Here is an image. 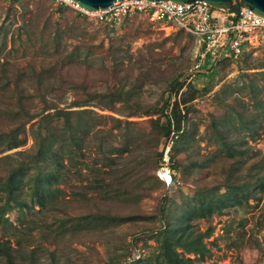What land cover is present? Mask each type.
I'll return each instance as SVG.
<instances>
[{"label":"rangeland","instance_id":"1","mask_svg":"<svg viewBox=\"0 0 264 264\" xmlns=\"http://www.w3.org/2000/svg\"><path fill=\"white\" fill-rule=\"evenodd\" d=\"M196 49L188 31L138 15L108 25L54 0H0V129L23 119L15 86L32 112L44 94L58 107L89 108L94 116L78 141L83 155L49 185V204L7 212L16 263L163 264L164 230L199 233L207 249L202 258L172 244L194 264H264V191L240 206L199 210V198L209 197L204 189L229 193L219 185L232 161L220 154L221 134L264 154V45L189 79L196 90L169 151L178 161L174 182L166 186L155 174L170 142L160 135L166 122L159 108L171 80L185 78ZM116 89L122 97L111 95ZM94 91L108 94L106 101H81ZM34 119L25 122L23 144L0 147V156L18 159L17 150L33 149ZM101 152L112 155L106 165L96 163ZM12 161L0 160V172Z\"/></svg>","mask_w":264,"mask_h":264},{"label":"trees","instance_id":"2","mask_svg":"<svg viewBox=\"0 0 264 264\" xmlns=\"http://www.w3.org/2000/svg\"><path fill=\"white\" fill-rule=\"evenodd\" d=\"M223 58H228V56ZM216 62H209L206 69L212 71ZM184 77L181 79L175 77L171 80L167 98L159 108L160 115L164 117L166 122V125L160 128V135L170 139L168 160L171 169L174 171L172 182L175 179V168L178 166V161L169 151L175 145L177 140L175 137L181 132L182 122L187 111L185 103L194 97L196 90L188 82L187 76L184 75ZM15 88L18 91L17 111L21 113L23 119L5 129H0V147L10 149L23 144L25 141V122L35 118L34 147L31 151L17 150L16 152L21 154L18 159H14L10 154L0 156V160L5 158L13 160L4 171L0 172V256L4 257V264H18L14 261L13 246L10 244L11 239L7 236L9 228L15 227L8 219L7 212L14 208L22 211L24 208H30L34 205L45 207L49 204L54 197L53 188H50L49 185L57 182L62 175L71 172V167L78 162L77 154L83 155L84 149L78 146V141L86 138L91 129L88 128L89 123L94 117L89 108L58 107L53 100L46 98L44 94L39 95L40 109L32 112L24 105L22 91L18 86ZM110 93L118 98L122 97L123 92L116 89ZM106 95L108 94L94 91L87 94L81 101L86 102L92 98L106 101ZM129 111V114L136 113L137 105ZM239 115L242 116L241 113ZM57 118L61 119L60 123H57ZM220 137V142L224 146V152L220 154L232 159V161L229 166L224 168V175L219 185L227 186L229 193L216 195V187L204 189L203 192L205 193L202 195L209 197L204 200L199 198V210L205 215L214 212L215 208L218 207L240 206L249 198H255L256 192L264 191V154L248 144L247 141L239 142L238 138L231 140L228 137L225 138L223 134ZM248 137L254 138V134H249ZM113 150L119 151L121 148H114ZM161 156L160 150L158 164ZM110 159H112V155L101 152L96 163L106 165ZM248 159L251 160L247 162ZM86 164L89 165L88 163L84 165ZM25 176L26 178H24ZM197 195L200 196L201 194L197 193ZM214 198L218 199L217 202L220 203H216L218 206L215 203L213 205L211 199ZM161 232L164 233L160 249L163 264H194L192 257L179 254L172 247V244L180 245L185 251L197 254V258H202L207 251L200 241L199 233L188 231L186 234L176 237L169 235L164 230ZM210 264L218 263L212 262Z\"/></svg>","mask_w":264,"mask_h":264},{"label":"built area","instance_id":"3","mask_svg":"<svg viewBox=\"0 0 264 264\" xmlns=\"http://www.w3.org/2000/svg\"><path fill=\"white\" fill-rule=\"evenodd\" d=\"M54 1L72 6L88 18L108 25L138 15L151 23L188 31L195 37L197 49L192 64L185 71L187 80L207 67L209 62L226 56L238 58L264 45V16L245 6L218 7L205 0L182 3L173 0H114L105 8L86 10L73 0ZM169 143L164 145L155 170L158 179L166 186L172 183L174 173L168 160Z\"/></svg>","mask_w":264,"mask_h":264},{"label":"water","instance_id":"4","mask_svg":"<svg viewBox=\"0 0 264 264\" xmlns=\"http://www.w3.org/2000/svg\"><path fill=\"white\" fill-rule=\"evenodd\" d=\"M81 8L86 10H95L98 8H105L114 0H73ZM176 2H190L193 0H173ZM211 5L218 7H230L232 4L238 6H245L251 9L254 13L264 16V0H205Z\"/></svg>","mask_w":264,"mask_h":264}]
</instances>
